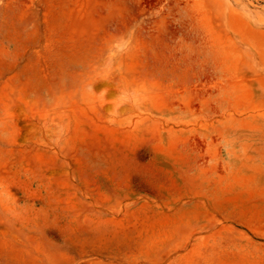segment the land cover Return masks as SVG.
<instances>
[{
	"label": "rangeland",
	"instance_id": "rangeland-1",
	"mask_svg": "<svg viewBox=\"0 0 264 264\" xmlns=\"http://www.w3.org/2000/svg\"><path fill=\"white\" fill-rule=\"evenodd\" d=\"M0 264H264V0H0Z\"/></svg>",
	"mask_w": 264,
	"mask_h": 264
}]
</instances>
